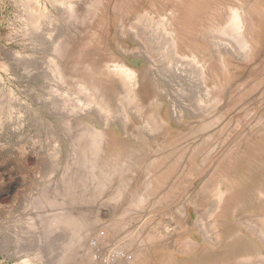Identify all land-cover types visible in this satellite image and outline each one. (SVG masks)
I'll return each instance as SVG.
<instances>
[{"label": "rangeland", "instance_id": "374dc122", "mask_svg": "<svg viewBox=\"0 0 264 264\" xmlns=\"http://www.w3.org/2000/svg\"><path fill=\"white\" fill-rule=\"evenodd\" d=\"M0 264H264V0H0Z\"/></svg>", "mask_w": 264, "mask_h": 264}, {"label": "bare ground", "instance_id": "6f19581e", "mask_svg": "<svg viewBox=\"0 0 264 264\" xmlns=\"http://www.w3.org/2000/svg\"><path fill=\"white\" fill-rule=\"evenodd\" d=\"M67 4V3H66ZM44 9V8H43ZM38 16V15H37Z\"/></svg>", "mask_w": 264, "mask_h": 264}]
</instances>
